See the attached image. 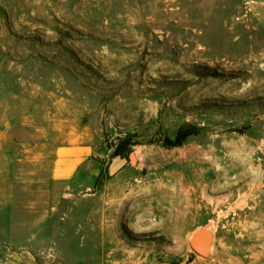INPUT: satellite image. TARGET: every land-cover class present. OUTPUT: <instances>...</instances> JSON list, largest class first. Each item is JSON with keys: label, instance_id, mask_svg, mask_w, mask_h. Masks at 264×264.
Returning a JSON list of instances; mask_svg holds the SVG:
<instances>
[{"label": "rangeland", "instance_id": "obj_1", "mask_svg": "<svg viewBox=\"0 0 264 264\" xmlns=\"http://www.w3.org/2000/svg\"><path fill=\"white\" fill-rule=\"evenodd\" d=\"M118 258L264 264V0H0V264Z\"/></svg>", "mask_w": 264, "mask_h": 264}, {"label": "crops", "instance_id": "obj_2", "mask_svg": "<svg viewBox=\"0 0 264 264\" xmlns=\"http://www.w3.org/2000/svg\"><path fill=\"white\" fill-rule=\"evenodd\" d=\"M86 160V152L82 148L70 147V148H62L58 149L54 155L51 168L49 170V178L54 182H68L75 177H84V173L82 171V165ZM99 222L103 225L104 237L105 239L110 236L108 232V228L110 226L117 225L119 223V208L116 205H113L112 202L108 201L107 196L105 199L100 202L99 205ZM182 248L186 250L187 248V240L184 239ZM124 255L122 252H127L125 247L118 248V250L114 251L115 255ZM80 264H86V262H81ZM102 264H132L131 261H127L125 259H115V260H105ZM144 264V263H139Z\"/></svg>", "mask_w": 264, "mask_h": 264}, {"label": "trees", "instance_id": "obj_3", "mask_svg": "<svg viewBox=\"0 0 264 264\" xmlns=\"http://www.w3.org/2000/svg\"><path fill=\"white\" fill-rule=\"evenodd\" d=\"M212 74H209L208 76H216L217 73H215L214 75ZM197 134L198 130L194 127L181 129L174 140L167 138L165 144L169 147H179L182 146L189 137ZM134 145L135 144L131 141V139L123 141L114 152V156L125 157V152Z\"/></svg>", "mask_w": 264, "mask_h": 264}, {"label": "water", "instance_id": "obj_4", "mask_svg": "<svg viewBox=\"0 0 264 264\" xmlns=\"http://www.w3.org/2000/svg\"><path fill=\"white\" fill-rule=\"evenodd\" d=\"M212 236L207 230H201L195 233L190 239L189 246L199 257H207L211 246Z\"/></svg>", "mask_w": 264, "mask_h": 264}, {"label": "bare ground", "instance_id": "obj_5", "mask_svg": "<svg viewBox=\"0 0 264 264\" xmlns=\"http://www.w3.org/2000/svg\"><path fill=\"white\" fill-rule=\"evenodd\" d=\"M134 161V160H133Z\"/></svg>", "mask_w": 264, "mask_h": 264}]
</instances>
